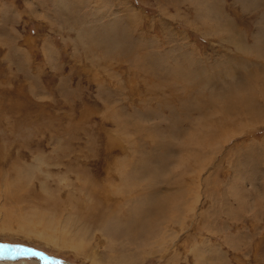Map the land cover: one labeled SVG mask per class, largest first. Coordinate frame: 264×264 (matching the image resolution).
<instances>
[{
    "label": "rangeland",
    "instance_id": "1",
    "mask_svg": "<svg viewBox=\"0 0 264 264\" xmlns=\"http://www.w3.org/2000/svg\"><path fill=\"white\" fill-rule=\"evenodd\" d=\"M161 1L0 0V245L50 260L13 259L24 251L5 248L0 264H117L118 244L142 247L150 234L152 245L164 242L126 264H264V94L261 112L245 109L239 88L234 100L212 91L239 78L225 75L227 58L245 77L260 73L253 81L264 91L263 59L245 66L246 52L191 33ZM258 23L249 36L234 26L236 38L255 47ZM110 38H122L124 56L108 52ZM182 52L209 77L225 69L224 80L200 93L183 84L171 74ZM138 169L147 174L127 177ZM147 191L163 209L140 202ZM135 205L141 223L126 222ZM87 206L116 207L124 220L89 222L98 211Z\"/></svg>",
    "mask_w": 264,
    "mask_h": 264
},
{
    "label": "bare ground",
    "instance_id": "2",
    "mask_svg": "<svg viewBox=\"0 0 264 264\" xmlns=\"http://www.w3.org/2000/svg\"><path fill=\"white\" fill-rule=\"evenodd\" d=\"M216 13V12H215ZM217 14V13H216ZM215 14V15H216ZM218 15V14H217ZM216 15V16H217ZM217 18H218V16H217ZM221 22V21H220ZM219 22V23H220ZM228 23H230V22H228ZM258 24H260L259 25V27H260V29H261V23H258ZM232 25V24H231ZM264 25V24H263ZM217 28H218V30H220L221 32H224V30H225V33H226V35H222L221 37H222V39H224V41H228V42H231L232 44H234L235 45V47H236V49L239 51H242V52H246V54H248V58L247 57H243L242 58V61H243V63H244V65L245 66H248L247 64L249 63H251V67H254L255 65L254 64H256V61H258V58H262L263 60V62H264V57H259V55L261 54V53H264V33H258L254 38L256 39V40H254V43H255V47H253V44L251 45V46H247V43H245V41L240 37V35L239 34H237L238 35V38H236V35L234 34V29L235 28H233V26H228V25H225V24H223V22L222 23H220L219 25H217ZM214 31H216V26H214ZM263 30V29H262ZM264 31V30H263ZM219 35V34H218ZM110 41H108V40H106V41H102L103 43H105L104 45L105 46H107L108 48H107V50H108V52L109 53H111V51L112 52H115L114 54H117V52L118 53H120L117 49H116V42H115V40H117V41H119V42H121L122 41V38H119V39H115V40H111V38L109 39ZM101 42V43H102ZM100 43V42H99ZM114 46H115V48H114ZM156 50V49H155ZM120 51H121V53L120 54H122V56H124L125 54H124V52L126 53V51H122L121 49H120ZM161 52V51H160ZM256 52V53H255ZM153 53V52H152ZM257 54V56H256V58L254 59V60H252V58H250V56L251 57H253L252 56V54ZM112 54V53H111ZM124 54V55H123ZM148 55V54H147ZM113 56V55H112ZM245 56H247V55H245ZM117 57V56H116ZM148 57H149V55H148ZM147 57V58H148ZM151 58H153V56H151ZM227 58V57H226ZM225 58V59H226ZM187 59H189L188 57H186V54L184 53V52H182L181 54H180V56H179V58H176V62H177V64H176V67H175V69H174V71H173V73L171 72V74H174V75H176L177 77H178V79H179V81H181L183 84L185 83H188L189 85V87H191V88H193L194 90H199V88H202V87H204V89H205V86H208L209 84H212V83H218V82H220V81H222V80H224V78L223 79H221L222 78V75H224V73H226V71H225V69H222L221 71H219V72H217V70H215V72H212V74H209L211 77H213V78H211V77H209L207 74H204V73H202V69L200 68L201 66L200 65H198V63L197 62H195V61H193L192 60V63H191V61H189V60H187ZM225 59H224V61H225ZM157 60V64L158 63H160L161 62V60H162V56L160 55V56H157V57H155V59H154V61H156ZM184 61V63H186V62H189V63H187V65L188 66H185V65H183V63H181V61ZM227 61H230L232 64H231V66L233 65V67L231 68V69H229V71H230V73H228L227 72V74H225V75H227V76H230L232 73H231V71H233L234 72V74L236 73H238V75H239V78H237L235 75V77H236V79H229L226 83H227V86L226 85H222V86H216V87H214L213 89H212V91L213 92H218V95H219V97L221 98H227V97H229V99H232V100H234V98L232 97V92L234 91V89H237V88H239L240 89V91H239V94H240V99H241V101L243 102V104H244V106H247L245 109L246 110H251V109H253V110H258V109H261V112H262V108L256 103V100H257V97L256 96H260V95H262V94H264V91L260 88V86H259V84L258 83H256V81L258 80V82H259V79H258V77H260V73H258V74H256V75H253V74H249V76L248 77H245L246 75H245V72H242L243 71V67H239L240 65H237L236 63H235V61H234V58H232L231 60H230V58H227L226 59ZM261 60V59H260ZM223 61V62H224ZM241 61V60H240ZM221 62V61H220ZM229 62V63H230ZM197 65V67H198V69H196V66H195V64ZM222 63V62H221ZM159 65V64H158ZM152 67V66H151ZM150 67V68H151ZM163 67V66H162ZM222 67V66H221ZM215 68V67H214ZM225 68V67H224ZM229 68V67H228ZM152 69H154L153 67H152ZM241 69V70H240ZM257 69V68H256ZM151 70V69H150ZM149 70V71H150ZM159 71H160V69H158ZM169 70V69H168ZM170 71V70H169ZM204 72V71H203ZM257 72H259V71H257ZM166 73H168V72H166ZM262 74V73H261ZM264 74V73H263ZM163 75V74H162ZM233 76V77H234ZM242 77H245V78H242ZM176 78V77H175ZM257 78V80L256 81H253L254 79H256ZM263 78H264V75H263ZM263 78H262V80H263ZM227 79V78H226ZM261 79V78H260ZM220 80V81H219ZM262 80H261V82H262ZM218 81V82H217ZM250 82H253V83H256L255 85H252ZM224 83V82H223ZM264 84V83H263ZM191 85V86H190ZM184 87L186 86V85H183ZM230 86L231 87H233V89L232 90H230V91H228V89H230ZM221 87V88H220ZM262 87V86H261ZM211 89V88H210ZM220 91V92H219ZM198 93V92H197ZM199 93H200V90H199ZM181 94V93H180ZM238 94V95H239ZM263 96V95H262ZM200 97V96H199ZM237 97V96H236ZM186 98V97H185ZM185 98H183V99H185ZM182 99V100H183ZM237 100V99H236ZM199 101V100H198ZM184 102V105L183 106H187V103H186V100L185 101H183ZM182 103V102H181ZM198 103H200V102H198ZM217 103V102H216ZM215 103V104H216ZM175 104V103H174ZM183 104V103H182ZM189 104V103H188ZM202 105H203V103H201ZM228 104V103H227ZM190 105V104H189ZM217 105H218V103H217ZM204 106V105H203ZM207 106V105H206ZM231 106L232 105H230V106H225L224 107V109H226V110H228V111H230L231 110ZM192 107H193V105H192ZM191 107V108H192ZM238 107H240V106H238ZM250 107V108H249ZM182 108V107H181ZM184 108V107H183ZM187 108V107H186ZM198 108V107H197ZM200 108H202V109H204V107H200ZM118 109H120V108H118ZM122 110H124L123 108H121ZM170 109H174V107L173 106H171L170 107ZM194 109V108H193ZM193 109H191V111H193ZM175 110V109H174ZM174 110H173V112H174ZM187 110V109H186ZM185 110V111H186ZM189 110V109H188ZM121 111V110H120ZM180 111V110H179ZM197 111V110H196ZM177 112H178V110H177ZM260 112V111H259ZM180 113V112H179ZM244 113V112H243ZM248 113V112H247ZM183 115V114H182ZM178 116V115H177ZM180 117V116H179ZM185 117V116H184ZM182 120V119H181ZM187 125H188V123H187ZM152 126V125H151ZM156 126V125H155ZM178 126V125H177ZM157 127V126H156ZM180 127H182V126H179V128ZM184 127V126H183ZM140 135V134H139ZM141 138V137H140ZM129 140V139H128ZM171 151V150H170ZM160 152H161V150H160ZM163 152V151H162ZM163 154V153H162ZM175 154V153H174ZM156 155V154H155ZM171 155V154H170ZM169 155V156H170ZM178 154H176V156H177ZM154 158V157H153ZM152 158V159H153ZM170 158V157H169ZM176 158V157H175ZM141 159H143V158H141ZM146 159H148L147 157H146ZM149 159H151L150 157H149ZM151 159V160H152ZM156 160H157V158H156ZM141 160H139L138 162H140ZM144 161V160H143ZM165 161H167V160H165ZM148 162V161H147ZM150 162V161H149ZM144 163V162H143ZM141 164V163H140ZM149 164V163H148ZM148 164H143V165H146V166H148ZM136 165V164H135ZM152 165V164H151ZM142 167V166H141ZM119 168V167H118ZM152 168V167H151ZM150 168V169H151ZM154 168V167H153ZM160 168V167H159ZM161 169V168H160ZM143 170L144 169H142V171H141V169H138V171H136V172H133V171H131V172H127L128 173V175H127V177L128 178H131V179H140V178H142L144 175H146L147 173H144V172H146V171H144L143 172ZM147 171H148V169H147ZM150 171V170H149ZM126 172V171H125ZM143 172V173H142ZM151 173V172H150ZM125 179V178H124ZM138 179H137V181H138ZM126 181V180H125ZM125 183V182H124ZM126 184V183H125ZM150 184H151V182H150ZM150 184H148V185H150ZM179 184V183H178ZM157 185V184H156ZM153 186V185H152ZM139 187V186H138ZM150 187H151V185H150ZM126 188H127V186H126ZM153 188V187H152ZM182 188H184V187H182ZM82 189H87V185L86 184H83L82 185ZM185 189V188H184ZM94 192H92L93 194L95 193V190L94 189H92ZM182 190V189H181ZM181 190H173L174 191V193H176V192H178V191H181ZM11 191V190H10ZM139 191V190H138ZM143 191H144V189H143ZM172 191V192H173ZM98 192V191H97ZM101 192V191H100ZM116 192V191H115ZM91 193V194H92ZM179 193V192H178ZM181 193V195L180 196H182V194L184 193L185 194V192L183 191V193L182 192H180ZM98 194V193H97ZM117 194V193H116ZM136 194V193H135ZM11 195V194H10ZM9 195V196H10ZM121 196V195H120ZM126 196V195H125ZM154 196H156V200H154V199H152ZM167 197H168V200L170 199L169 197L170 196H168V194L166 195ZM175 196V195H174ZM177 196V195H176ZM97 197H98V195H97ZM97 197H95V198H97ZM138 197H142V198H144L143 200H141L140 202H142L143 204H155L156 203V201H157V207H158V209H159V211L161 210V209H163V207H164V205L166 204L165 203V200L163 201V199H161V197H160V195H158V193L157 192H153V191H151V192H148L147 191V193H143V194H139L138 195ZM160 197V198H159ZM13 198V197H12ZM122 198V197H121ZM136 198V197H135ZM134 198V199H135ZM132 197H129V198H127L126 199V201H127V203H126V205L127 204H129L130 202H132L133 200H134ZM186 200V199H185ZM105 202V201H104ZM166 202H168V201H166ZM123 203H124V200H123ZM181 203H183V201L181 202ZM186 203V202H185ZM111 204V203H110ZM115 204V203H114ZM109 205V204H108ZM119 205V204H118ZM176 205V204H175ZM107 206V205H106ZM115 206V205H114ZM121 205H119V207H120ZM123 206V205H122ZM163 206V207H162ZM171 206V205H170ZM122 208V207H121ZM139 208V206H137V205H135V208H132V210H131V214L132 215H130V216H128V218L125 220L126 222H127V220H130L132 217H134V220L135 221H138L139 223H141V219H140V216H141V214H144V213H142V212H140L139 210H137ZM86 209H88V211H98L99 209H97L96 207H91V206H87L86 207ZM108 209V208H107ZM136 210V211H135ZM96 211V212H97ZM135 211V214L137 215V217H138V219H136V217H135V215H134V213H132V212H134ZM152 211H153V209H152ZM87 212V211H86ZM150 212L151 211H147V214H150ZM153 212H155V211H153ZM99 213H101V214H99ZM152 213V212H151ZM83 214V213H82ZM165 214V213H164ZM120 215V213L118 212V209L115 207V208H110V210L108 209L107 211H102V212H99L98 211V213H89V214H87V216H88V221L90 222V221H92V222H100L102 219L105 221V222H107V221H112V223H114V221H115V219H121V218H123V217H121V216H119ZM180 215V214H179ZM86 216V217H87ZM144 217H147V215L145 214V216ZM182 217V216H181ZM85 218V217H84ZM84 218H82V219H84ZM178 218H180V217H178ZM143 219V218H142ZM85 220H86V218H85ZM123 220H124V218H123ZM144 220H146V219H144ZM148 220V219H147ZM169 220H172V221H177V222H179V220H175V218L174 217H170L169 218ZM53 223V222H52ZM62 223V222H61ZM110 223V222H109ZM157 223V222H156ZM161 223V222H160ZM159 223V224H160ZM136 224V223H135ZM134 224V225H135ZM143 224V223H142ZM138 225V224H137ZM156 225V224H155ZM142 227H143V225H142ZM155 227V226H154ZM157 227V226H156ZM136 228V227H135ZM69 229V228H68ZM147 229V228H146ZM162 229H164V226L162 227H160L159 228V231H161ZM152 230H154V229H152ZM70 231V230H69ZM68 231V232H69ZM148 231H150L149 230V228H148ZM61 232H62V230H61ZM153 232V231H152ZM166 232V231H165ZM165 232L164 233H157V235H160V236H158V237H164V235H165ZM150 233V232H149ZM66 234V233H65ZM70 234V233H69ZM144 234V233H143ZM135 235V234H134ZM151 236H149V239H147V241H144V245L142 246V247H137V248H134L133 246H124V247H122V246H119V244L117 245V249L119 248V250H120V255H119V257H118V259L119 260H117L116 261V263L117 264H126L127 262H129V261H135V260H138V259H140V257L142 256V254H144V253H151V252H154L155 250H157V247L158 246H160L164 241L163 240H160L159 242H157V244H155L154 243V245H152V241L150 240V237H152V234H150ZM67 236V235H66ZM69 236V235H68ZM84 236V235H83ZM133 236V235H132ZM76 237V236H75ZM166 238H167V236H165ZM65 238V237H64ZM79 238H80V235H79ZM83 238V237H82ZM164 240H165V238H164ZM64 241V240H63ZM139 241V240H138ZM68 243H70V244H72V241H70V242H68ZM81 244V243H80ZM65 245V244H64ZM75 246V245H74ZM75 247H77L78 249H81L80 248V245L79 246H75ZM141 249V250H140ZM48 261H50V260H48ZM46 262V261H45ZM52 264H61L59 261L56 263V261H52ZM132 264V263H131Z\"/></svg>",
    "mask_w": 264,
    "mask_h": 264
},
{
    "label": "crops",
    "instance_id": "3",
    "mask_svg": "<svg viewBox=\"0 0 264 264\" xmlns=\"http://www.w3.org/2000/svg\"><path fill=\"white\" fill-rule=\"evenodd\" d=\"M160 4L163 12L164 10L173 11L171 15L183 19L186 28L196 35L219 39L222 35H226L225 32L218 30L217 26L216 31L212 29L211 25L214 26L216 20L221 21L220 23L227 21L225 23L230 27L232 23L233 28L235 26L237 32L245 36L252 34L255 24L259 21L264 24V0H162ZM205 5L210 7L209 11L213 14L210 12L211 15L206 16L209 11ZM198 14L200 17L205 14L202 18L204 17L206 21L199 20ZM248 17L253 19L251 26L247 22Z\"/></svg>",
    "mask_w": 264,
    "mask_h": 264
},
{
    "label": "snow or ice",
    "instance_id": "4",
    "mask_svg": "<svg viewBox=\"0 0 264 264\" xmlns=\"http://www.w3.org/2000/svg\"><path fill=\"white\" fill-rule=\"evenodd\" d=\"M5 248H17V249H21L24 251L25 253L24 255L17 256L13 259L26 258V259H36L39 261L48 260L47 255L37 249L27 248L24 246L0 245V249H5ZM0 259H8V258L0 255Z\"/></svg>",
    "mask_w": 264,
    "mask_h": 264
}]
</instances>
